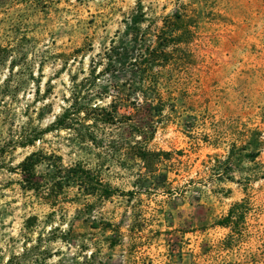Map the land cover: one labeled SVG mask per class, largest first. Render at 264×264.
<instances>
[{"label": "rangeland", "instance_id": "374dc122", "mask_svg": "<svg viewBox=\"0 0 264 264\" xmlns=\"http://www.w3.org/2000/svg\"><path fill=\"white\" fill-rule=\"evenodd\" d=\"M0 264H264V0H0Z\"/></svg>", "mask_w": 264, "mask_h": 264}, {"label": "trees", "instance_id": "16d2710c", "mask_svg": "<svg viewBox=\"0 0 264 264\" xmlns=\"http://www.w3.org/2000/svg\"><path fill=\"white\" fill-rule=\"evenodd\" d=\"M174 23H176L174 21ZM174 23L171 22V25ZM120 47H115L108 54L110 58L119 57L121 61ZM124 50V49H123ZM139 56L141 57L139 66L148 69L150 66L157 65L160 61L161 51L156 48H147L145 51L141 50ZM137 62V61H136ZM121 64V62H120ZM146 89L150 91H158L153 85L149 84ZM76 100L71 104L63 115H61L54 123L55 127L68 128L71 121L73 122V115L77 111ZM94 112H105L103 109L96 108ZM44 165L47 173L39 176L37 169ZM22 174V189L25 191L35 192L36 194L47 197L44 199L56 200L65 189L70 187H79L86 195H96L99 192L103 193V183L100 176L87 170L83 165L77 164L75 166L65 167L60 156L52 154L50 156L44 155L41 152H34L28 156L20 165ZM89 174L91 176L89 177ZM46 194V195H45ZM45 195V196H44ZM223 225H226L225 223Z\"/></svg>", "mask_w": 264, "mask_h": 264}]
</instances>
